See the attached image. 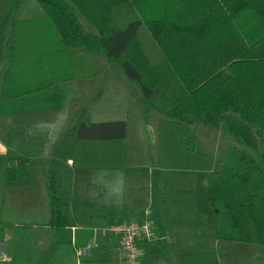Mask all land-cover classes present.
Wrapping results in <instances>:
<instances>
[{
	"label": "trees",
	"instance_id": "1",
	"mask_svg": "<svg viewBox=\"0 0 264 264\" xmlns=\"http://www.w3.org/2000/svg\"><path fill=\"white\" fill-rule=\"evenodd\" d=\"M23 1L11 0L4 21L8 68L0 100L91 77L90 56L103 53L138 86L146 113L162 116L156 164L126 168L127 123H90L82 111L50 155L48 227L67 226L58 170H122L150 181L158 238L182 226L213 230L222 244L264 247V0H35L43 14L19 20ZM77 13L95 34L83 31ZM194 123L220 127L243 149L216 162L195 150ZM15 155L6 157L5 187L32 160Z\"/></svg>",
	"mask_w": 264,
	"mask_h": 264
},
{
	"label": "rangeland",
	"instance_id": "2",
	"mask_svg": "<svg viewBox=\"0 0 264 264\" xmlns=\"http://www.w3.org/2000/svg\"><path fill=\"white\" fill-rule=\"evenodd\" d=\"M10 4V0H0V30ZM42 12L41 7L35 0H24L18 11V19L37 17ZM77 17L84 32L96 33L78 13ZM140 39L146 44L149 55L156 57L157 48L150 34L147 31H142ZM90 59V67L92 68V71H90L91 77L59 83L35 97L47 106L43 110L47 111L46 116L42 115L43 124L37 120V124L41 129L33 131L37 134L38 144L32 146L30 142H23L21 139H16L14 144L16 148L21 149V153L34 156L30 162L31 164H29V170L30 172L32 171V179H38L41 182L42 176L46 177L47 175V169L50 167V160L47 153L53 149L55 150L57 146L54 145L56 143L54 139L58 136L51 133L53 128L57 125L56 132L59 131L58 133L63 135L67 129H70L74 125L82 111H86L90 123L109 122L112 120H123L127 123V136L125 139L126 168H151L156 164L158 156V135L156 127L157 121L162 116L156 111H150L149 114L146 113V107L143 103L140 89L133 81L124 76L116 62L107 61L103 53H94L90 56ZM6 122L11 121L7 118ZM191 133L195 137V150L213 156L216 162L218 158H221L231 148L243 149L231 137L224 136L220 127H208L201 123H194L191 127ZM2 136L5 137V141L7 142L9 139L8 130ZM178 143L180 146H184L185 140L178 139ZM45 149L47 150L46 152ZM16 153L15 150H10L11 156H14ZM24 172L25 170L20 171V178ZM75 172L79 173L72 174L68 170L58 172L59 174H64V177H57L56 175L57 196L70 195L73 198V193L75 195L78 194V190H81V195L82 193L85 195L88 194L87 189L90 190L88 185L89 179L91 178L85 175L87 171L77 168ZM24 177H26L25 174L23 175ZM73 178L75 187L72 182ZM108 179L110 178L108 177ZM3 180L4 175L2 176L1 174L0 201L4 205L1 209L2 220H5L4 216L14 220L11 223L0 221V257L4 261H0V264H57L56 260L60 256V251L64 248L63 242L65 240L58 244L57 234L53 236L47 228L48 225L41 227L38 225L36 227V225L29 226L25 224L28 223L25 222L27 218L31 217L30 209L36 207L42 210V219L38 217L32 218L31 220H34V222L41 221L35 222L39 224L45 223L44 219L46 213L48 214L50 210V204L48 203L47 205L46 202L38 200L39 207L36 206L29 201L31 197L34 198L33 194L36 191H25L26 189L9 191L3 186ZM111 180L115 179L112 178ZM111 180L108 181L111 182ZM125 180L124 189L127 191L123 194V202L136 203L128 204V209H144L146 201L136 202L135 194L130 190L139 179L129 177ZM140 180L141 183H138L139 185H145L147 182L143 179ZM17 183L19 184V180ZM22 185L24 186V183ZM193 185L194 181L192 180L185 186V189H192ZM67 192L68 194H66ZM92 198H95L93 194L87 196V200H91ZM76 202L81 203L78 200ZM8 203H19L21 214L18 212L11 213L14 210L9 208ZM25 205L26 208H23ZM74 207V211L88 213L83 208H80V206ZM70 208L71 206L69 204L68 210ZM144 211L146 212L147 210ZM90 216L93 215L90 214ZM174 228L175 236L173 240L176 241L175 245L177 247L171 253L170 264H247L249 260H257L258 264H264V254L260 253L258 255L262 258L253 257L254 255L252 253L248 255L238 251L237 253L241 256L242 261L240 259L234 260L233 252L230 250L241 248L239 246L242 244L239 246L222 243L217 244L213 230L182 226H176ZM108 233L112 235L110 232ZM148 248H151L150 245ZM49 249L50 251L53 250V252L51 253ZM66 249L68 248L66 247ZM55 250L56 252L52 256ZM259 250L264 252V247H260ZM143 252H145L147 257L149 256L147 258V264H165L167 261L163 255L156 253L157 250L153 255H150L148 249H144ZM217 254L220 255V262ZM48 259L50 260L48 261Z\"/></svg>",
	"mask_w": 264,
	"mask_h": 264
},
{
	"label": "crops",
	"instance_id": "3",
	"mask_svg": "<svg viewBox=\"0 0 264 264\" xmlns=\"http://www.w3.org/2000/svg\"><path fill=\"white\" fill-rule=\"evenodd\" d=\"M42 14L43 12L41 13V15ZM41 15H38V16H41ZM19 20H25V19H19ZM4 21L2 23V27L0 30V94L2 90L4 76L8 68V60L4 58L3 56V53H4V45H3ZM72 80H79V79H72ZM54 86L55 85L42 89L40 91H36L34 93H30L25 96L18 97V98L0 100V175L1 174L2 176L4 175V170L6 167V157L7 155H10V150L13 149L15 150V152H20V153L22 152L21 149L16 148V146H14L16 139H21L23 142H27V143L30 142L32 146H35L38 144L37 137H36L37 134L33 131L36 129H39V130L41 129L39 125L37 124V120H39L41 123L43 122L42 115L44 116L47 115V111H43V110L46 109L47 106L44 105L42 102H40L38 98H35V97L41 95L46 90ZM7 118H9L11 122H6ZM112 121H109V122H112ZM115 121H123V120H115ZM105 122H108V121H105ZM26 126H27V129H26ZM45 126L47 127V125ZM56 127L57 125L53 128L51 132L53 135L58 136V137H55L54 139L56 140V143L54 144L55 146L59 142V138H62L63 135L66 133L65 132L63 135H60L58 133L59 131L56 132L55 130ZM7 130H8L9 139L6 142L5 137H3L2 134L7 132ZM53 151L54 149L47 153L49 156V160H50V155L53 153ZM29 156H31L33 160L34 156L32 155H29ZM49 163H50V167L47 169V175L46 177L42 176L41 182L38 179H32V171L30 172L29 170L30 165H29L25 169V172H24L26 177L23 178L24 174L21 176V178L19 177V184L16 183L12 186H7L5 188L9 191H18L20 189L21 190L26 189L25 191L27 190H32L33 192L36 191V193L33 194L34 198L31 197L29 201H31L33 204H35L38 207H39V203L37 202L38 200H40L41 202H46L47 205L48 203L50 204L49 202L50 198L46 190L48 174L51 169V161H49ZM71 165L72 164H70L69 166ZM67 170L71 171L72 174L79 173V172H75V169H72L70 167L67 169H64L63 171H67ZM84 170L87 171L86 172L87 174L85 175L91 178L89 179V185H88V188L90 190L87 189L88 194L85 195L84 193H82L81 195L80 194L81 190H78L77 192L78 194L75 195L73 193V198H71L70 195L68 196L60 195L59 196L60 198H65L68 201V205L62 210L63 215L67 218V226L63 229H52L47 226V228L51 231V234L53 236L57 234L58 244L60 242L62 243V241L65 240L63 242L64 248H62V250L60 251V256H58L56 260L57 264H123V253L121 252L120 247H119V238L109 228L115 224L139 222L144 219V215L147 211H149V205H150V181L146 178L129 176V177L136 178L137 180L139 179L134 185V187L131 188L130 190L134 192L136 202H141L142 200H145L146 206L142 210L141 209H128L127 207L128 204H136V203L135 202L134 203H124L123 202L122 200L123 194L126 193L127 190L124 189L122 196L115 197V196H109L108 191L105 187L106 182H109L112 178L113 179L116 178L115 177L116 170H99V169H84ZM59 171L61 170H58L56 172L57 177L63 178L64 174H61L63 172L59 174L58 173ZM104 173H108V174L104 175ZM34 176H35V172H34ZM108 177L110 179H108ZM129 177L125 176V179L126 178L128 179ZM97 178H99V182L97 184H93L92 181ZM140 179L146 180L147 181L146 184L139 185L138 183H141ZM72 182L75 187L74 178L72 179ZM23 183H24V186L22 185ZM3 186H4V180H3ZM93 190H94L93 195L95 198H92L91 200H87V196H91L90 192H93ZM66 194H68V192ZM118 199L120 201L119 203L117 202ZM76 200L81 201V203H77ZM89 203H92V204L86 205ZM69 204L71 208L68 210ZM7 205H9L10 209L14 210L11 213L18 212L21 214L20 212L21 208H20L19 203H14V204L8 203ZM3 206L4 205H2L0 201V221L10 222V223L13 222L14 219H10V217L6 218V216H4V219L6 221L2 220L1 209ZM74 206H80V208H83L84 211L88 213H84L83 211L82 212L74 211L75 209ZM23 208H26V205ZM39 209H37V207L34 209H30L31 217L27 218V220L25 221V222H28V223H25L26 225H29V226L36 225V227H38V225L39 227L43 225H48V221L50 217V210L48 214L46 213V216L44 219L45 223L39 224L35 222H41V221L34 222V220H31L32 218H38V217L42 219L41 214H43V212L42 210H39ZM144 210H147V211L145 212ZM90 214H92L93 216H90ZM174 227L176 226H172L168 228L166 235L164 237H161V238L157 237V239L155 240L143 242L141 244L142 249L143 250L148 249L150 251V255L155 254L154 252L157 250L156 253L163 255L165 259L167 260L165 264H170L171 253L177 247L175 245L176 241L173 240L175 236ZM108 232H110L112 235H110ZM216 243L220 244L217 240H216ZM149 245L151 248H148ZM230 245L239 246L240 244H230ZM66 247L68 249H66ZM239 247L241 248L230 250L231 252H233L232 255H233L234 260H237V259L241 260V256L237 253L238 251L241 252L242 254L244 253L248 255H251L250 253H252L254 255L253 257H257V258L258 257L262 258L260 255H258L259 253L264 254L262 250H259L260 247H251L247 245L245 246L243 244ZM50 252L52 253L53 250ZM55 252L56 250L54 251L52 256L55 254ZM148 257L147 255H145V252H143V256L141 258V264H147ZM49 258L51 259V257ZM0 259H2V257H0ZM50 259H48V261ZM218 259L220 262L221 261L220 255H218ZM0 261H3V259ZM247 264H258V261L249 260V263Z\"/></svg>",
	"mask_w": 264,
	"mask_h": 264
},
{
	"label": "built area",
	"instance_id": "4",
	"mask_svg": "<svg viewBox=\"0 0 264 264\" xmlns=\"http://www.w3.org/2000/svg\"><path fill=\"white\" fill-rule=\"evenodd\" d=\"M68 164H72L71 161H68ZM149 217L147 211L144 219L139 222L119 223L109 228L119 238L123 264H141L143 256L141 244L157 239L156 225Z\"/></svg>",
	"mask_w": 264,
	"mask_h": 264
},
{
	"label": "clouds",
	"instance_id": "5",
	"mask_svg": "<svg viewBox=\"0 0 264 264\" xmlns=\"http://www.w3.org/2000/svg\"><path fill=\"white\" fill-rule=\"evenodd\" d=\"M47 150L45 149V152ZM107 173H104V175H106ZM115 180L111 181V182H106L105 183V187L108 191L109 196H115V197H120L122 196L123 192H124V188H125V176L122 170H116L115 171ZM99 182V178L94 179L92 181L93 184H97ZM94 193L90 192V195ZM117 202L119 203V199L117 200Z\"/></svg>",
	"mask_w": 264,
	"mask_h": 264
}]
</instances>
